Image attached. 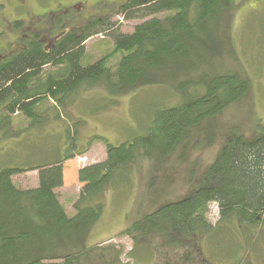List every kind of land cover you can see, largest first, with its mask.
I'll use <instances>...</instances> for the list:
<instances>
[{
    "label": "trees",
    "instance_id": "trees-1",
    "mask_svg": "<svg viewBox=\"0 0 264 264\" xmlns=\"http://www.w3.org/2000/svg\"><path fill=\"white\" fill-rule=\"evenodd\" d=\"M230 7L231 0H130L80 37L70 35L50 50L35 41L0 63V140L12 134L13 116L42 126L48 114H39L41 104L54 102L63 113L81 89L93 85L105 86L114 97L155 84L180 93L203 85L207 92L162 111L160 124L132 144L114 146L96 135L86 149L69 150L54 163L0 170V264H82L93 251L100 256L111 252L119 264H137L140 241L153 236L195 243L223 222L237 221L245 230L264 226V125H259L263 131L253 138L232 133L213 163L191 178L199 187L189 195L163 204L94 247L86 246L102 217V186L111 174L126 175L141 158L181 156L205 121L247 93L249 80L235 66L230 43L223 48L232 70L219 74L220 62H214L218 67L210 63V75L205 66L183 71L196 46L201 47L197 59L209 60L203 43L216 47L219 34L229 35ZM98 34L114 41V51L85 65V42ZM212 50L215 54L217 48ZM117 54L122 56L113 73L108 61ZM48 67H62L65 75H51ZM212 203L220 210L215 227L205 218Z\"/></svg>",
    "mask_w": 264,
    "mask_h": 264
},
{
    "label": "rangeland",
    "instance_id": "rangeland-1",
    "mask_svg": "<svg viewBox=\"0 0 264 264\" xmlns=\"http://www.w3.org/2000/svg\"><path fill=\"white\" fill-rule=\"evenodd\" d=\"M128 1L0 0V56L13 51L16 29L20 24H25L20 22L15 25L21 19L29 20L45 9L53 11L72 4L78 13H82L81 24H84L89 17L114 13L113 9ZM147 1L143 0L142 3ZM230 16L229 35L219 34L216 47L203 43L207 48L203 49V54L208 55L209 60L197 59L201 47L196 46L194 58L183 67V71L188 73L191 69L205 66L210 75V63L214 65V62H220V68L214 65L218 67L219 74L224 73V69L232 70L223 48L230 43L237 55L235 66L238 63L240 73L245 75L243 78L249 80L247 93L215 119L205 121L195 132V138L187 143L188 148L181 156L176 153L166 160L141 158L132 164V169L126 175L111 174L102 186L100 200L104 211L86 238L87 247L108 240L163 204L179 201L196 190L199 186L191 178L198 175L202 167L213 163L232 133L242 132L245 137L253 138L263 131L258 126L264 125V0H231ZM99 19H96V23H103L107 17ZM94 27L93 30L98 29ZM214 29L213 26L210 35ZM5 34L9 37H5ZM84 46L82 63L85 65L104 59L115 48L114 41L104 34L89 37ZM212 48H217L215 54ZM46 49L50 50V47ZM121 56L117 54L108 61L113 73ZM201 61L204 62L201 64ZM46 70L59 78L65 75L62 67H48ZM206 93L203 85H191L188 91L180 93L171 86L155 84L125 91L114 97L105 86L93 85L81 89L78 98L64 108L63 113L54 102H45L38 108L39 114H48L42 126H32L22 115L12 117V134L0 140V170L54 163L69 150L73 153L83 151L96 135L104 137L114 146L137 142L146 138L156 124H160L158 118L162 111L179 107L190 98ZM71 146L74 149L71 150ZM205 218L213 227L219 224L220 210L217 204L209 205ZM239 224L234 220L223 222L215 232L204 235L195 243L168 236L142 240L139 250L135 252L137 264H264V226L245 230ZM112 258L111 252L100 256L93 251L82 264H119Z\"/></svg>",
    "mask_w": 264,
    "mask_h": 264
},
{
    "label": "flooded vegetation",
    "instance_id": "flooded-vegetation-1",
    "mask_svg": "<svg viewBox=\"0 0 264 264\" xmlns=\"http://www.w3.org/2000/svg\"><path fill=\"white\" fill-rule=\"evenodd\" d=\"M136 1L142 3L143 0ZM77 10L71 4L69 6L58 7L53 11L45 9L43 13L34 16V18L17 21L15 25H18L20 22H24L25 24H20L16 29V36L13 34V42L15 45H13V51L7 53L5 56H0V63L7 60L10 56L17 54L20 50L25 49L35 41L43 48H51L61 43L70 35L80 37L82 30L86 31V29L96 22V19L106 16H92L87 18L84 24H81L82 13H78ZM79 11L82 12L81 7H79ZM5 37H9L8 34H5Z\"/></svg>",
    "mask_w": 264,
    "mask_h": 264
}]
</instances>
